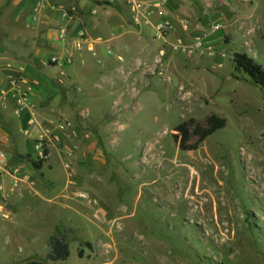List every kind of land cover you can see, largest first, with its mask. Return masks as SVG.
Returning a JSON list of instances; mask_svg holds the SVG:
<instances>
[{
	"label": "rangeland",
	"instance_id": "obj_1",
	"mask_svg": "<svg viewBox=\"0 0 264 264\" xmlns=\"http://www.w3.org/2000/svg\"><path fill=\"white\" fill-rule=\"evenodd\" d=\"M179 1L187 5L184 22L177 23L178 35H170L177 26L162 30L171 43L151 50L155 57L143 72L147 86L133 79L115 89L102 81L90 85V106L96 114L107 111L95 124L97 133L92 123L80 124L79 142L68 148L58 139L51 148L45 137L43 169L22 174L25 182L15 190L10 175L0 171L8 177L0 183L7 210L0 214V264H264V90L233 62L236 53H245L264 67V0ZM5 6L0 0V53L7 43L28 58L31 30L9 22L16 13ZM28 21L36 24L33 16ZM100 26L105 33L111 29ZM9 32L18 39L7 40ZM163 49L169 59L161 61ZM21 55L15 51L17 59ZM213 116L225 120L222 129L204 124ZM183 140L197 149L181 150ZM23 156L32 166L41 162L35 149ZM192 173L203 184L190 191ZM181 184L184 200L198 190L211 194L212 212H191L187 200L174 205ZM57 228L70 244L65 262L48 259Z\"/></svg>",
	"mask_w": 264,
	"mask_h": 264
},
{
	"label": "crops",
	"instance_id": "obj_2",
	"mask_svg": "<svg viewBox=\"0 0 264 264\" xmlns=\"http://www.w3.org/2000/svg\"><path fill=\"white\" fill-rule=\"evenodd\" d=\"M99 1L104 0H6L5 7L11 5L16 13L8 17L9 22H22L31 30L32 48H28V58L23 48L11 50L7 43L0 53V62L9 66L0 67V167L5 171H18L20 176L34 173L29 163L31 158L27 160L23 154L32 156L35 140L41 137H47L50 143L58 139L59 144L67 148L76 147L77 138L81 136L80 124L92 123L96 130L95 124H99L107 112L102 110L96 114L90 106V89L99 86V81L110 89H115L113 86L117 82L126 79L147 86L149 77L143 72L148 69V64L152 65L151 58L155 57L151 50L159 42L171 38L163 37L159 27L168 23L173 30L177 26L170 35H178V21L184 22L181 18L184 7H187L179 0H142L149 6L155 4L159 7L151 11L149 25L137 26L132 21L133 14L126 0H113V5L108 4L109 9ZM78 10L88 23L86 30L77 16ZM30 16L36 24L29 23ZM205 21L208 22L209 17ZM128 22L131 26L127 30ZM102 23L111 25V29H106L110 33L104 32L100 26ZM148 29L157 34L152 36L154 31H146ZM83 32H86L84 38ZM63 34L64 38L61 37ZM19 38L21 40L18 41L28 43L24 42L26 38ZM144 38L147 43H144ZM6 39L16 40L18 36L9 32ZM15 51L23 55L17 59ZM114 52L115 58H107ZM56 58L64 61L66 68L61 67L60 62L52 61ZM147 58L150 62H145ZM115 59L125 65H120ZM62 74H65L63 79ZM26 91H29L28 104L32 111L26 110L17 116L20 94ZM124 103L118 104L114 111L121 112L118 108ZM30 120H34L32 125ZM23 142L26 152L22 150ZM53 146L56 145H49ZM3 179L8 177L0 173V183ZM9 181L12 187V180Z\"/></svg>",
	"mask_w": 264,
	"mask_h": 264
},
{
	"label": "built area",
	"instance_id": "obj_3",
	"mask_svg": "<svg viewBox=\"0 0 264 264\" xmlns=\"http://www.w3.org/2000/svg\"><path fill=\"white\" fill-rule=\"evenodd\" d=\"M106 1L113 3V0H106ZM126 1H127V4L129 5L131 13L133 14L132 21L137 26L142 25V24L149 25L151 22V20H150L151 11H153L154 8L159 7V5H155V4L149 6V5H147L146 1H142V0H126ZM167 26H169V24L165 23L163 26H160L159 29L163 30ZM61 37L64 38V34L61 35ZM196 47H197V49H199L202 47V44L198 43L196 45ZM176 49H178V48L176 47ZM208 50L211 51V48L209 47ZM185 51H186V49H185ZM160 59H161V61L169 59V53L167 50L163 49V51H161ZM52 61L55 63L60 62V65L62 64L61 67L66 68V64L64 61H59L57 58L53 59ZM63 77H65V74H62V79H63ZM12 82H13V84H15L14 80H12ZM28 97H29V91L21 92L19 101L17 103L18 108H17L16 113H15L17 116H20L26 110L32 111V107H29V104H28ZM33 123H34V120L29 121L30 125H32ZM34 149H35V152L38 155V159H40V161H43V162L47 161L49 156L47 154V149H46L44 137L39 138L35 142ZM0 162H2L1 157H0ZM0 171L7 172L10 175V177L12 179V184H13L12 190H15L19 186L20 183L25 182V180H23L21 178V176H20L21 174L18 173V171H16V172H10L9 171L8 172V171H5L2 167H0ZM74 186L79 187V184L74 183ZM7 191H10V189H8ZM6 197L7 196H6V192H5V195H3V198L6 199ZM81 197L84 200H87L89 205L93 204L92 200L89 199L85 194H81ZM1 204H0V214L6 215L7 210L4 206V204L3 203H1Z\"/></svg>",
	"mask_w": 264,
	"mask_h": 264
},
{
	"label": "trees",
	"instance_id": "obj_4",
	"mask_svg": "<svg viewBox=\"0 0 264 264\" xmlns=\"http://www.w3.org/2000/svg\"><path fill=\"white\" fill-rule=\"evenodd\" d=\"M235 70L245 73L253 85L264 90V67L245 53H236L233 59ZM225 120L217 116L210 117L205 120L204 124L211 127L214 131L222 129L225 126ZM186 125L182 126V129ZM187 130H185L186 132ZM180 149L195 150L197 146L188 147L185 145V140L180 144ZM43 167V161L34 163L33 168L40 171ZM58 233L51 239V253L48 257L53 262H65L70 257V244L68 238L64 235L61 228H57Z\"/></svg>",
	"mask_w": 264,
	"mask_h": 264
},
{
	"label": "bare ground",
	"instance_id": "obj_5",
	"mask_svg": "<svg viewBox=\"0 0 264 264\" xmlns=\"http://www.w3.org/2000/svg\"><path fill=\"white\" fill-rule=\"evenodd\" d=\"M158 167L160 169L166 170V165L163 162H158ZM171 169H169V171ZM263 171H264V168H263ZM168 177L172 178V179L176 178V176L169 175V172H168ZM263 178H264V174H263ZM207 182H208V180H204L205 185H207ZM201 184H203L202 177H199L198 175H196V173H192L189 177V187H190L189 189H190V191H193L194 186H198L199 188H201ZM178 191L179 192H178V196H177V202L174 205L179 204V205L183 206L185 203V200H187L189 203L188 208H190V207L193 208L190 210L191 212H197V211L204 212V213H211L212 212L210 210V206H212L211 203L213 201V198H211V199L209 198V196L211 197V194H209L207 192H201L200 190H198V192L193 193V196L195 197L194 199L185 198V200H184L183 198H184L185 194L183 195V185L182 184L178 187Z\"/></svg>",
	"mask_w": 264,
	"mask_h": 264
}]
</instances>
